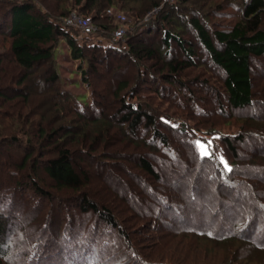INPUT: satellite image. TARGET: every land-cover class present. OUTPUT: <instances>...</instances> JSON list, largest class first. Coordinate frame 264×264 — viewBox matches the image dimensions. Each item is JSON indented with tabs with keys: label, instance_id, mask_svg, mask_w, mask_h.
<instances>
[{
	"label": "trees",
	"instance_id": "16d2710c",
	"mask_svg": "<svg viewBox=\"0 0 264 264\" xmlns=\"http://www.w3.org/2000/svg\"><path fill=\"white\" fill-rule=\"evenodd\" d=\"M59 2L60 7L51 6L45 0H0V44H7L5 52H0V65L5 61L10 64V71L2 69L0 73V148L8 145L22 149L19 160L12 162L13 167H5L3 171L11 175L10 183L0 176V197L9 189L15 198H31L37 205L30 211L36 213L33 220L36 226H45L54 220L58 223L56 229L60 235L56 238L59 240L74 233L68 242L77 241L74 235L82 231H74L77 229L75 221L68 213V223L62 224L64 217L55 215L54 205L60 208V213L66 212L67 207L84 214L93 213L99 217V222L108 225L111 231L122 233L121 237L132 245L131 236L122 229L121 217L103 195L99 197L96 193L95 196L94 187L90 185L91 174L84 169L77 154L115 163H122V159L131 155L130 160L137 169L131 176L138 182H142L144 176L161 181L166 164L169 173L180 171L177 166L185 163L181 148L189 144L196 150L192 158L199 167L197 172H206L208 183L216 182L218 189L247 188L246 173L244 176L237 165L238 146L247 139L264 142V117L234 119L233 113L254 106L261 95L252 65L255 59L264 56V0ZM76 8L86 16L95 14L99 36L109 39L117 25L104 15L107 10L131 13L137 20L120 47L105 46L94 41V35L83 36L62 23ZM155 9H159L156 15L145 21L148 13ZM60 40L66 41L72 59L86 64L80 66L81 76L92 88L93 102L85 107L64 90L56 59ZM105 62L123 70L111 84L100 74L99 63ZM208 70L217 73V83L206 73ZM198 85L214 97L213 101H209L205 93L202 96L201 91H196ZM5 86L12 88V97L5 93ZM31 94L37 96L35 104L30 102ZM227 113L233 122L228 123L230 117H223ZM163 116L169 117V125ZM226 123L232 133L220 128ZM212 135L215 137L208 139ZM202 138L208 139L212 149L206 155L198 150ZM158 161L161 167L166 166L160 168ZM40 169L49 181L40 178ZM174 181L169 183L176 188ZM8 185L13 187L7 188ZM194 186L193 181L189 186L191 202L196 200L198 192V185ZM148 188L154 189L153 185ZM173 197L165 194L156 199L173 211L169 216L172 220L178 217L176 225L180 231L171 230L175 237L166 241L155 256L149 255L153 259L146 264H205L199 263L202 258L199 256L186 260L176 257L177 263L172 260L169 263L159 254L181 235L212 248L223 246L222 249L228 251L224 264L238 257L241 246L248 243L254 248L253 262L239 256L238 259L251 262L240 264H264V245L247 238V231L254 230L253 226L258 224L255 212L258 217L264 216L263 200L252 205L251 213L234 216L232 227L227 229L215 223L194 225L180 211V208L188 209L189 204L176 203ZM14 201L1 204L0 261L32 264L40 255L34 249L38 251L46 244H40L36 238L26 259L25 251L16 252L15 241L7 235L17 208ZM47 203L51 204L47 205L48 209ZM156 220L158 216L154 222ZM87 228V233L92 229L89 236L94 238L72 248V253L77 252L75 259L67 257L63 249V259L58 264L91 263L89 244L95 243L100 227ZM238 239L245 244L229 246L230 243L235 245ZM173 248L186 247L179 241Z\"/></svg>",
	"mask_w": 264,
	"mask_h": 264
},
{
	"label": "rangeland",
	"instance_id": "374dc122",
	"mask_svg": "<svg viewBox=\"0 0 264 264\" xmlns=\"http://www.w3.org/2000/svg\"><path fill=\"white\" fill-rule=\"evenodd\" d=\"M59 1L60 0H45V2L51 4V6L57 5L60 7L61 4ZM173 2L174 1H169V3ZM114 11L117 12L119 10ZM73 12L82 14L79 9L76 8L70 12L68 16ZM154 15H156V13ZM147 16H149V13ZM148 20L145 18V21ZM95 23L97 22L95 21ZM129 27H132V25L130 24ZM94 36V41L101 42L105 46L115 45L120 47L117 44H113L111 39L104 36H99L98 33H96ZM5 47L7 48L6 43L0 44V52L4 53ZM179 53H181L180 50ZM56 59L58 63V70L63 81L64 90L68 93H71L72 96H74L79 102V105L83 107H85L86 104L92 103V88L83 82L81 76L82 71L80 66L82 65L85 67L86 64L71 58L65 40H60L59 42L58 48L56 49ZM109 66L111 67L108 68ZM99 68L101 71L100 74L104 76L102 78H104V80L110 84L114 81L118 74L123 72L122 69H116L114 65H109L106 62L104 64L99 63ZM252 68L254 73L253 77L259 91H261V95L260 97H257L256 100L258 102H256L254 106L234 112V119L240 116L252 117L257 120L258 118L263 119L262 117H264V56L259 59H255ZM2 69L5 71H10L9 62L5 61L0 65V73ZM209 71L210 70L206 71V73L211 75L212 81L217 83V73L214 71ZM100 80L101 79H99V81ZM8 81L9 80H7V82ZM5 87V93L8 94L9 97H12V88L9 86ZM7 89L10 90L7 91ZM101 89H103V87ZM195 89L198 92L201 91L203 94L200 95L202 96H204V93L206 94L204 88H202L200 85H198ZM106 90H103L104 93ZM206 95L208 96L209 101H213L214 97L212 95ZM29 96L33 97L30 99V102L35 104V99L37 96L32 94ZM19 102L21 103V100H19ZM223 117H230V121L228 123L234 121V119L231 118L232 116L228 113ZM162 118L165 120L164 122L167 125H169L168 122L171 123L169 117L163 116ZM228 123L222 124L220 128L223 129L225 133H232V131L229 130L230 128H228ZM214 137L215 136L212 135L209 136L208 139L212 140ZM208 139L202 138L201 141L198 142V150L205 155L212 150L208 144ZM238 145L240 144L238 143ZM238 149V158L236 159L237 165L244 176L246 173L247 188H240L236 190L231 189V187V190H229L227 189V186L222 189H218L215 185L216 182H214V184L208 183L205 180L206 172L202 174L197 172V168L199 167H197V163L192 158V152L194 153L196 150L189 144L183 145L181 148L185 163L177 166L180 168V171L176 169L169 173L170 169L168 164H166L167 166L163 164V166H166H164V168L161 167V163L159 161L156 162L160 168L165 169V172H163V175L161 176V181H155L149 176H144L143 181L138 182L136 178L131 176L134 174L133 172H136L137 170L133 164V160H130L131 155H127V158L122 159V163H115L111 162L110 160L102 161V158L98 160H91L85 155L83 156L82 154H77V156H80L82 159L81 164L84 169H86L89 174H91L90 185L94 187L93 192L95 196L96 193L99 197L103 195V197L109 202L110 207H112L114 211H116V213L121 217L122 229L131 236L132 245L121 237L122 233L119 234L118 231L114 229L111 231V228L108 229V225L104 224L103 222H99V217L93 213H80L78 210H75L71 207H67V210H65L66 212L60 213V208L54 205L55 215H58L59 218L60 216L64 217L63 220L65 222L62 224L68 223L69 220L67 218L68 216L72 215L75 221V227L77 228L74 231H82L81 234L74 235L75 240L77 241L73 240L71 243L68 242L69 236H72L71 234L74 233L65 235L64 237L62 236L60 238L61 240H59L56 238L57 234L60 235V231L58 232V229H56L58 227V223H56L54 220L52 222L51 220L49 224L47 220L45 226H42L43 224L36 226V223H34L35 221H33L35 219L34 215H36V213H30V211L34 209V206H37L35 202L31 200V198L28 199V196L21 200L17 197L15 198V196H12V190L9 189L1 194L0 213L3 209L1 205L2 203L5 204L6 202L10 203V201H14L16 199L18 200H16V202L14 201L13 204L16 205L17 208L13 212L14 215L11 222V230L7 235H10V238L15 241L16 252L25 251V259L28 255H30L32 247L31 245H33L35 240L37 241V239H39L40 244L45 242L46 246H41L38 251L36 248L34 249L35 252H40V255L35 260H32V264H58V262L63 259V249L67 257L70 256L71 259H75L74 255H77V252L72 253V248L81 246L82 244H85L84 242H89V238H94L93 236H89V233H92L90 232L92 229L87 233V227H100V231L96 232L97 237L95 243L90 242L89 244L92 249V260L90 264L149 263L147 261L153 259L149 255L155 256L156 253L160 252L158 249L163 247V244L166 241H169L172 237H175V232L171 230L180 231L179 227L176 225L178 217L176 216L172 220V218L169 216L173 215V211L169 209L164 203L160 204L156 199V196L159 197L161 195L167 194L168 196H174L173 201L175 200L176 203L185 202L189 204L188 209L183 210L180 208V211L183 212L186 219H188L194 225L205 226L210 224L211 226L213 223H215L217 227L218 225H224L227 227V229L232 227L233 223L231 220L234 216L240 217L244 214L246 215L247 213H251V210L249 209L253 207V204H256L257 201H264V142L247 139L242 144V146H238ZM21 152L22 149L16 146L10 147L6 145L0 148V170H2V175L0 174V176H4V179L7 182L10 181L11 175L3 174V171L6 169L5 167H13L12 162L19 160ZM262 160L263 162H261ZM122 168L125 169V171L122 170ZM227 168L229 167L227 166ZM39 172L40 178L43 179L44 182L46 180L49 181L48 177L44 175L42 169H40ZM243 178L245 180V177ZM171 180H175L174 182L177 184L176 188L173 187V183H169ZM193 181L195 184L194 187H197L196 184L198 185V192H196V200L191 202L189 197V186L192 185ZM13 182H15V180L12 181V183ZM150 185H153L154 191L148 188ZM231 185L233 184L231 183ZM11 187H13V185ZM11 187H9V185L7 186V188ZM170 202L172 203V200ZM47 205L51 206L50 203H47L46 206ZM132 208L135 209L133 211H136V213L132 211ZM46 209H48V206ZM46 209L44 210L46 211ZM214 210L216 211L215 213ZM188 211L191 214H189ZM254 211H256V209ZM67 213L69 214L68 216ZM176 213L178 214L177 211ZM176 213L174 216L177 215ZM256 213L257 212H255V214ZM59 214L61 215L59 216ZM255 214L254 217L256 216V218H258V220H256L258 224L253 226L254 230L252 229L247 231V238L249 241L264 245V216L259 215L258 217V214ZM216 215H218L217 218H215ZM138 216L140 218H138ZM147 216H150V218L146 219ZM155 216H158V220H156V222H154ZM17 231L20 232L18 233ZM181 236H176L177 238H174L176 241L174 243L171 242L172 244H168V248L166 247L167 250H162L161 253H159L160 255H163L164 259L168 260L169 263H172V261L177 263L176 257H183L186 260L187 258L192 259L193 257L199 256L202 257V260H198L199 263L224 264L223 258L225 260L228 251H224V249H222L223 246L218 247V245L215 248H212V246H207L206 244L191 240L189 236L185 235L182 237V239ZM179 241L181 242V246L186 248L179 250L174 249L173 246L177 245ZM242 241L238 239L235 241V245L230 243L229 246H241L245 244ZM246 245L247 246H241L240 253L238 255L241 258L251 261L254 258V255H252L254 254V248L252 245L249 247L248 243ZM174 254L181 255H175L174 257ZM238 257L236 256V258H234L232 261L230 259L229 263L226 262V264L253 262H246L243 259H238ZM0 264L5 263L0 261Z\"/></svg>",
	"mask_w": 264,
	"mask_h": 264
},
{
	"label": "built area",
	"instance_id": "2783aa9c",
	"mask_svg": "<svg viewBox=\"0 0 264 264\" xmlns=\"http://www.w3.org/2000/svg\"><path fill=\"white\" fill-rule=\"evenodd\" d=\"M174 0H164V2H169ZM159 9H155L152 12L149 13V16L146 17V20L151 18L155 13H157ZM105 16L109 17L111 22L117 25L116 30L112 34L111 42L113 44L120 45L123 41L125 35L129 30H131L130 24H134L136 19V16L132 15L131 13L123 12V11H117L115 12L112 9L107 10L104 13ZM134 22V23H133ZM62 23L67 26L74 28L78 31H80L81 35L83 36H89V35H95L96 33H99V27L95 23V14L93 15H82L78 12H73L64 20Z\"/></svg>",
	"mask_w": 264,
	"mask_h": 264
}]
</instances>
